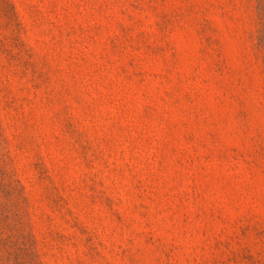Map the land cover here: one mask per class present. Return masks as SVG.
I'll list each match as a JSON object with an SVG mask.
<instances>
[{"label": "rangeland", "instance_id": "rangeland-1", "mask_svg": "<svg viewBox=\"0 0 264 264\" xmlns=\"http://www.w3.org/2000/svg\"><path fill=\"white\" fill-rule=\"evenodd\" d=\"M0 264H264V0H0Z\"/></svg>", "mask_w": 264, "mask_h": 264}]
</instances>
